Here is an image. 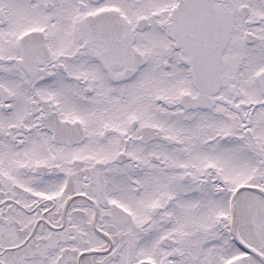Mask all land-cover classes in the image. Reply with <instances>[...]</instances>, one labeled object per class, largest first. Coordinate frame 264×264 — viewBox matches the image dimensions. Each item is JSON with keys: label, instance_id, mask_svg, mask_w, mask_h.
<instances>
[{"label": "snow or ice", "instance_id": "1", "mask_svg": "<svg viewBox=\"0 0 264 264\" xmlns=\"http://www.w3.org/2000/svg\"><path fill=\"white\" fill-rule=\"evenodd\" d=\"M0 264H264V0H0Z\"/></svg>", "mask_w": 264, "mask_h": 264}]
</instances>
